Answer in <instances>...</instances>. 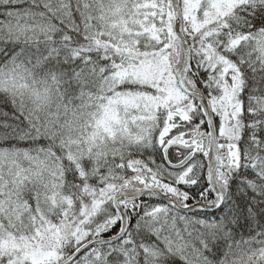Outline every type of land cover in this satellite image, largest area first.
<instances>
[{
	"label": "snow or ice",
	"instance_id": "1",
	"mask_svg": "<svg viewBox=\"0 0 264 264\" xmlns=\"http://www.w3.org/2000/svg\"><path fill=\"white\" fill-rule=\"evenodd\" d=\"M0 264H264V0H0Z\"/></svg>",
	"mask_w": 264,
	"mask_h": 264
}]
</instances>
